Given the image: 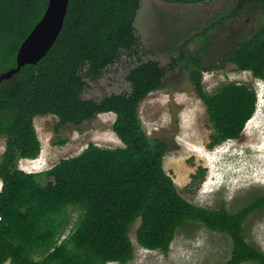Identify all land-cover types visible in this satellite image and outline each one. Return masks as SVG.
<instances>
[{"label":"trees","instance_id":"obj_1","mask_svg":"<svg viewBox=\"0 0 264 264\" xmlns=\"http://www.w3.org/2000/svg\"><path fill=\"white\" fill-rule=\"evenodd\" d=\"M195 5L211 0H164ZM49 0H0V75L17 67L22 44L43 19ZM264 19V0H256ZM141 0H70L64 29L37 65H28L12 80L0 83V264H128L135 256L130 233L136 223L138 245L169 253L178 232L197 223L232 241L223 264H264V252L248 241L245 225L264 210V196L236 213L226 205L197 206L179 193L164 169L169 150L161 138H150L140 118V105L163 89L168 69L149 61L128 77L131 91L103 100H86L88 82L138 45L135 22ZM184 61L172 60L170 71ZM241 72L264 81V21L250 37L241 38L231 59ZM203 70L194 64L190 79L203 102L212 135L209 148L241 139L257 112L254 85L230 83L208 93ZM115 114L113 132L124 148L95 144L77 157L64 159L45 173H27L21 160H37L42 144L37 117L55 116L61 129H80L102 114ZM65 146L66 139L53 142ZM206 178L200 169L190 190ZM77 213L74 221L73 214Z\"/></svg>","mask_w":264,"mask_h":264},{"label":"rangeland","instance_id":"obj_2","mask_svg":"<svg viewBox=\"0 0 264 264\" xmlns=\"http://www.w3.org/2000/svg\"><path fill=\"white\" fill-rule=\"evenodd\" d=\"M263 21L256 0H211L195 5L141 0L134 25L136 49L109 67L98 82L87 81L84 99L100 101L129 93L128 77L141 64L157 61L168 69L163 89L150 94L140 105V118L150 138H161L168 144L164 169L182 197L197 206L215 209L226 205L231 213H236L264 196V81L255 80L250 72L239 71L231 61L241 38L253 36ZM180 55L184 61L170 71L172 60ZM195 63L204 71L203 83L208 93L230 83L255 86L257 112L241 139L209 148L212 127L190 79ZM115 121V114H102L80 129L68 125L57 135V117H37L42 158L21 160L19 168L27 173L44 172L38 181L46 187L45 173L62 160L77 157L89 144L124 148L113 132ZM60 139H66L67 144L54 146L53 142ZM5 149L6 139H1L0 158ZM211 165H215L219 179L209 188ZM200 169L206 171L205 181L187 190L192 176ZM77 215L73 214L74 221ZM139 225L136 223L131 229L135 256L128 264H223L231 257L230 238L197 223H189L178 232L169 253L145 250L137 243ZM245 231L248 241L264 252V210L251 216Z\"/></svg>","mask_w":264,"mask_h":264},{"label":"water","instance_id":"obj_3","mask_svg":"<svg viewBox=\"0 0 264 264\" xmlns=\"http://www.w3.org/2000/svg\"><path fill=\"white\" fill-rule=\"evenodd\" d=\"M70 0H49L43 19L22 44L17 67L0 75V83L12 80L28 65H37L50 53L65 25Z\"/></svg>","mask_w":264,"mask_h":264},{"label":"clouds","instance_id":"obj_4","mask_svg":"<svg viewBox=\"0 0 264 264\" xmlns=\"http://www.w3.org/2000/svg\"><path fill=\"white\" fill-rule=\"evenodd\" d=\"M212 152H215V150H213ZM209 158H208V160H209ZM211 161H214V159H212ZM211 171L213 173V176L211 177V182L210 183H209V181L207 182L209 188L212 186H215L218 183L217 179H219V178L216 179V176H218V174L216 172L217 170H216L215 165H211ZM208 192L212 193L213 191L204 190V193H208Z\"/></svg>","mask_w":264,"mask_h":264},{"label":"bare ground","instance_id":"obj_5","mask_svg":"<svg viewBox=\"0 0 264 264\" xmlns=\"http://www.w3.org/2000/svg\"><path fill=\"white\" fill-rule=\"evenodd\" d=\"M41 158H42V155L40 156V158H39V159L41 160ZM34 161H35V160H34Z\"/></svg>","mask_w":264,"mask_h":264}]
</instances>
